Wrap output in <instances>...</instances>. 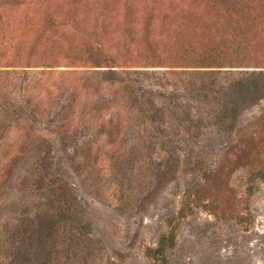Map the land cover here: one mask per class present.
Returning <instances> with one entry per match:
<instances>
[{
    "label": "rangeland",
    "instance_id": "374dc122",
    "mask_svg": "<svg viewBox=\"0 0 264 264\" xmlns=\"http://www.w3.org/2000/svg\"><path fill=\"white\" fill-rule=\"evenodd\" d=\"M0 264H264V0H0Z\"/></svg>",
    "mask_w": 264,
    "mask_h": 264
},
{
    "label": "trees",
    "instance_id": "16d2710c",
    "mask_svg": "<svg viewBox=\"0 0 264 264\" xmlns=\"http://www.w3.org/2000/svg\"><path fill=\"white\" fill-rule=\"evenodd\" d=\"M113 74H114V77L110 81H108L109 83H118V84L126 83V79L124 77L119 76V74L117 73H113Z\"/></svg>",
    "mask_w": 264,
    "mask_h": 264
}]
</instances>
